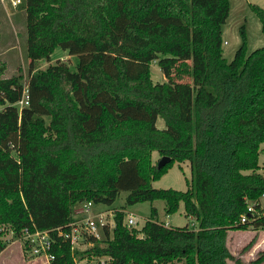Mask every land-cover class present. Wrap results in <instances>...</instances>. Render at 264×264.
Here are the masks:
<instances>
[{
	"label": "trees",
	"instance_id": "16d2710c",
	"mask_svg": "<svg viewBox=\"0 0 264 264\" xmlns=\"http://www.w3.org/2000/svg\"><path fill=\"white\" fill-rule=\"evenodd\" d=\"M20 7L28 80L0 70V253L6 226L16 235L67 228L77 204L111 205L127 191L128 204L164 199L171 214L184 202L198 229L167 226L155 207L142 228L128 227L118 210L114 228L101 240L91 236L84 252L53 230L52 264H76L79 253L108 256L106 264H243L226 241L230 229H264V46L248 54L243 32L234 58L225 57L230 0H20ZM252 7L264 33V8ZM57 47L79 57L77 70L60 59L36 66ZM153 62L166 80H153ZM184 76L192 81H178ZM25 87L29 104L19 108ZM164 155L171 160L158 167ZM177 161L190 162L188 189L155 188ZM252 263H264V250Z\"/></svg>",
	"mask_w": 264,
	"mask_h": 264
},
{
	"label": "rangeland",
	"instance_id": "374dc122",
	"mask_svg": "<svg viewBox=\"0 0 264 264\" xmlns=\"http://www.w3.org/2000/svg\"><path fill=\"white\" fill-rule=\"evenodd\" d=\"M15 0H0V70L2 76L11 77L13 75L22 74L24 80H28V70L30 58L27 55V34H26V11L20 7V3L15 5ZM230 13L226 23L223 25V52L225 57L230 61L234 58L237 49L243 43V32L246 35V44L248 54L252 51L264 46V33L262 30V22L258 14L254 11L252 5L258 4L264 8V0H230ZM58 59L68 63L71 70H77L79 57L69 54L68 50L57 47L52 53L51 60H40L36 62L38 68L46 67L50 62ZM152 76L154 81H164V76L160 66L153 62L151 65ZM178 81L191 82L189 76H184ZM27 91L25 87L24 92ZM17 106L22 108V104L17 102ZM157 125L165 127V121L161 117L158 118ZM159 154L153 152V160L157 161ZM259 164L264 168V142L261 145ZM191 165L189 161L175 162L174 165L159 180L153 181L155 188H173L186 191L191 181ZM127 191H122L115 202L111 205L104 203H94L91 206L89 214H96L100 211L113 209L114 214L118 210L124 211V220H127L128 213L134 214L138 222L136 228H142L145 222L150 219L153 207L157 210V218L167 226L182 227L189 225L198 229V222L192 216H187L184 202L180 203L179 209L175 213H168L166 210V201L164 199H155L153 201H142L134 204L126 202ZM261 204L264 208V196L261 197ZM73 216L80 214L73 209ZM115 216V215H114ZM114 216H108L107 221L110 222L111 230L115 226ZM101 230V229H99ZM246 230L228 231L227 246L229 250L236 256H240L243 264H253V260L257 257L259 249H255V243L244 250L245 246L255 236L249 237ZM102 236L103 233L101 232ZM3 239L6 242V248L0 253V264H48L45 258L36 257L31 254L25 241L9 227H4ZM104 245L103 242L100 243ZM91 245L83 242L75 246L74 249L84 252ZM264 250V249H263ZM96 255L89 256L88 253H79L76 256V264H100ZM230 264H235L233 260ZM172 264V263H169ZM173 264H182L175 262ZM264 264V263H262Z\"/></svg>",
	"mask_w": 264,
	"mask_h": 264
},
{
	"label": "built area",
	"instance_id": "2783aa9c",
	"mask_svg": "<svg viewBox=\"0 0 264 264\" xmlns=\"http://www.w3.org/2000/svg\"><path fill=\"white\" fill-rule=\"evenodd\" d=\"M13 3L17 5L20 3V0H15ZM18 102H20L23 106L29 104L27 91L24 92L23 98ZM93 204L94 203L92 201L77 204L75 206V211H77L80 216H73V220L68 224L67 228L57 227L56 229H53L58 232V236H62L65 240L70 241L72 249H74L76 245L83 242H88L89 245L93 246L94 242L90 239V237L93 236L97 240L103 239L104 236H102L101 232L104 235V228L106 226L110 227L111 225L110 222L108 223L107 217L109 215L114 216L116 214H114L113 209L100 211L96 214H89ZM249 210H252V206H249ZM241 221L245 222V217H242ZM137 222V217L131 213H128L127 220H124V224L128 227H136L135 224ZM53 230L38 228L31 230L30 228H24L19 236L25 241V244L32 255L45 258L48 264H52V261L56 257L54 252H52L55 242V239L52 236ZM98 258V262H100V264H106L110 260V257L108 256Z\"/></svg>",
	"mask_w": 264,
	"mask_h": 264
},
{
	"label": "crops",
	"instance_id": "0c3cea01",
	"mask_svg": "<svg viewBox=\"0 0 264 264\" xmlns=\"http://www.w3.org/2000/svg\"><path fill=\"white\" fill-rule=\"evenodd\" d=\"M259 171L264 174V168L262 167V165H261V169ZM259 203H260V205L262 207L261 199H260ZM251 205H254V202H251ZM257 232L259 233V236H258V239H257V241H256L254 246H255V249L263 250L264 249V229H255L253 227H249L245 231V233H247L249 235V237L251 235L253 237L254 235H256L255 233H257Z\"/></svg>",
	"mask_w": 264,
	"mask_h": 264
},
{
	"label": "water",
	"instance_id": "95a60500",
	"mask_svg": "<svg viewBox=\"0 0 264 264\" xmlns=\"http://www.w3.org/2000/svg\"><path fill=\"white\" fill-rule=\"evenodd\" d=\"M170 160H171L170 156H167V155L162 156L159 163H158V167H161V166L167 164Z\"/></svg>",
	"mask_w": 264,
	"mask_h": 264
}]
</instances>
